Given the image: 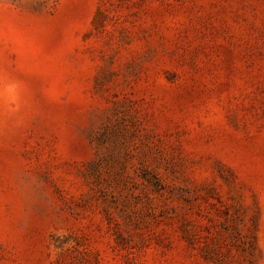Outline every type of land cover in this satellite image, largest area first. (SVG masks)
<instances>
[{
    "label": "rangeland",
    "instance_id": "1",
    "mask_svg": "<svg viewBox=\"0 0 264 264\" xmlns=\"http://www.w3.org/2000/svg\"><path fill=\"white\" fill-rule=\"evenodd\" d=\"M0 264H264V0H0Z\"/></svg>",
    "mask_w": 264,
    "mask_h": 264
}]
</instances>
